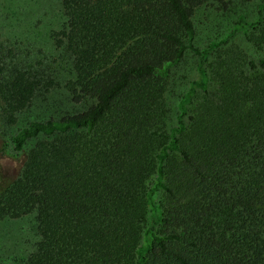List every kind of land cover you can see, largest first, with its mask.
Instances as JSON below:
<instances>
[{
	"label": "trees",
	"instance_id": "1",
	"mask_svg": "<svg viewBox=\"0 0 264 264\" xmlns=\"http://www.w3.org/2000/svg\"><path fill=\"white\" fill-rule=\"evenodd\" d=\"M60 1L66 24L53 37L74 74L64 87L90 102L21 128L15 150L37 140L20 170L9 178L0 165V220L36 211L40 238L24 264H264V57L216 48L187 123L168 130L171 70L198 52L192 18L205 0ZM244 37L264 50V5ZM58 85L0 66V120L15 123Z\"/></svg>",
	"mask_w": 264,
	"mask_h": 264
},
{
	"label": "rangeland",
	"instance_id": "2",
	"mask_svg": "<svg viewBox=\"0 0 264 264\" xmlns=\"http://www.w3.org/2000/svg\"><path fill=\"white\" fill-rule=\"evenodd\" d=\"M223 8L217 0H205L195 9L193 47L182 61L171 70L165 102L166 128L177 125L178 119L186 124L189 111L200 95L199 81L202 70L209 63L216 48L236 44L251 59L264 57V50L253 47L245 40V32L258 19L264 0H228ZM66 17L60 0H0V66L9 74L14 68L32 69L49 74L59 85L48 93H38L31 105L17 113L13 124L0 120V165L7 177L20 170L27 150L37 139L26 142L22 150H15L13 137L34 120L76 112L89 104L88 99L73 102L64 84L73 79L71 60L62 46H57L54 32L64 29ZM161 181L153 175L149 188ZM161 192L157 190L148 201L146 223L141 234V245L152 243L148 231H156ZM36 211L19 218L0 220V264H24L39 241Z\"/></svg>",
	"mask_w": 264,
	"mask_h": 264
}]
</instances>
